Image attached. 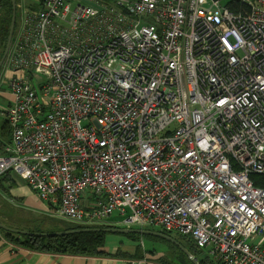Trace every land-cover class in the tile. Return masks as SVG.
<instances>
[{"label":"built area","instance_id":"1","mask_svg":"<svg viewBox=\"0 0 264 264\" xmlns=\"http://www.w3.org/2000/svg\"><path fill=\"white\" fill-rule=\"evenodd\" d=\"M40 5L12 57L32 72L9 79L0 175L58 218L117 212L219 264H264V0Z\"/></svg>","mask_w":264,"mask_h":264},{"label":"crops","instance_id":"2","mask_svg":"<svg viewBox=\"0 0 264 264\" xmlns=\"http://www.w3.org/2000/svg\"><path fill=\"white\" fill-rule=\"evenodd\" d=\"M7 1L0 0V33L2 32L1 27L4 20L12 16L11 0H9L11 12L5 5ZM40 3L41 0H15V22L12 39L8 53L0 67V154L3 152L4 146L10 142L11 136L4 117V110L12 100L8 85L9 79L22 71L29 75L32 72L31 68L15 66L12 57L15 47L19 43L31 40L29 30L25 24V18L35 15L41 6ZM48 219L52 221V224ZM58 220L63 219L52 215L51 207L41 200L28 184L16 174L7 172L0 175V223L22 230L39 229L41 230L40 232H49L48 230L50 229L59 231L58 228L61 226ZM114 223V220H109L107 225H110L108 227H115ZM7 233L18 234L0 228V264H129L131 260L143 256L157 261V257L161 255V253L156 254L151 251L143 252L141 256L140 254L135 255L137 247L124 249L120 244L122 240L108 243L106 237L101 248L106 255L50 254L17 246V244L9 240ZM184 239L187 240L185 237ZM189 241L192 242L191 240ZM117 252H119V255H114ZM209 258L211 259V257Z\"/></svg>","mask_w":264,"mask_h":264},{"label":"trees","instance_id":"3","mask_svg":"<svg viewBox=\"0 0 264 264\" xmlns=\"http://www.w3.org/2000/svg\"><path fill=\"white\" fill-rule=\"evenodd\" d=\"M9 12L10 9V2L9 0L5 4ZM10 16L4 20L3 26L1 27L2 32L0 33L1 40H0V59L3 54V50L5 47V43L7 40L8 29L10 26ZM255 183L259 186L264 187V176H256L254 179ZM92 190H86L81 194L82 200L85 198H91ZM61 219V218H60ZM57 221V220H55ZM60 223L59 231L64 230H73L79 228H90L87 231H80V232H73L64 235H54V236H36V235H25V234H13L7 233L9 240L17 246H21L25 249L35 250L50 254H69V255H83V256H99V255H106L101 248L104 245L105 234L107 230H103V228L108 227L110 225L107 224H94V225H87L76 223L68 220H58ZM117 227L116 225H114ZM112 227V226H111ZM31 231L40 232L39 229H34ZM49 232L56 231V230H48ZM111 231V230H109ZM159 232L166 234L167 231L160 230ZM183 237V236H182ZM167 240V239H166ZM169 241V240H168ZM171 242V241H169ZM172 243V242H171ZM182 244L191 254L197 257L199 254L203 252L202 249L196 247V245L190 241H188V246L183 243L182 241L179 242ZM172 247H175L177 251L180 253L181 257H178V261L175 264H193L189 258L184 254L174 243L171 244ZM141 249L137 247L135 251V255L140 256L143 254L141 253ZM206 256L199 259L198 264H213L214 261L210 259L205 252H203ZM114 255H119V252L115 253Z\"/></svg>","mask_w":264,"mask_h":264},{"label":"rangeland","instance_id":"4","mask_svg":"<svg viewBox=\"0 0 264 264\" xmlns=\"http://www.w3.org/2000/svg\"><path fill=\"white\" fill-rule=\"evenodd\" d=\"M125 218L126 216L120 215L117 212H115L102 221V224H107L109 220H114L115 222L114 225H116L118 228L129 230L126 233L107 230L105 237L108 243H110L111 241L118 242L122 240L120 244L123 246L124 249H132L135 247H139L142 252L151 251V252H155L156 254L161 253V255L157 257L158 258L157 261H159V263L175 264V262L178 261V257L180 258L181 255L175 247L171 246V244H173L171 243L172 240H169L171 241L169 242L168 239L166 240V238H164L163 236L156 234V232H159L161 230L159 227L156 226L142 227L135 223L126 222ZM50 222L52 224L51 220ZM167 236L174 239L175 241L178 242L182 241L188 246L189 240L188 239L185 240L184 236L182 237V235H180L178 232L167 231ZM203 252L196 257L198 261L199 259L206 256ZM211 259L214 261L213 264H219L213 258Z\"/></svg>","mask_w":264,"mask_h":264},{"label":"water","instance_id":"5","mask_svg":"<svg viewBox=\"0 0 264 264\" xmlns=\"http://www.w3.org/2000/svg\"><path fill=\"white\" fill-rule=\"evenodd\" d=\"M11 5H12V16H11V21H10V27H9V32H8V36H7V40L5 43V47L3 50V54L2 57L0 59V67L8 53L9 47H10V43H11V39H12V33H13V29H14V22H15V0H11ZM0 228H3L6 231L9 232H14V233H18V234H25V235H36V236H40V235H44V236H54V235H64V234H68V233H73V232H80V231H87L90 230V228H79V229H73V230H64V231H55V232H35V231H28V230H22V229H18V228H14L5 224L0 223ZM103 230H111L114 232H128V229H121L118 227H106L103 228ZM156 234L163 236L164 238L168 239V240H172V243H174L175 245H177L182 252H184L186 254V256L189 258V260L193 263V264H198V260L197 258L191 254L183 245H181L179 242L175 241L174 239L168 237L167 235L161 233V232H156Z\"/></svg>","mask_w":264,"mask_h":264},{"label":"flooded vegetation","instance_id":"6","mask_svg":"<svg viewBox=\"0 0 264 264\" xmlns=\"http://www.w3.org/2000/svg\"><path fill=\"white\" fill-rule=\"evenodd\" d=\"M198 249V248H197Z\"/></svg>","mask_w":264,"mask_h":264}]
</instances>
